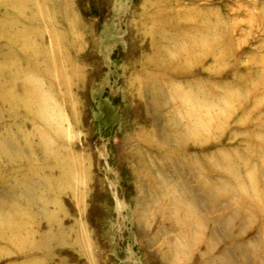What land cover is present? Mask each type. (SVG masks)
<instances>
[{"label": "rangeland", "instance_id": "374dc122", "mask_svg": "<svg viewBox=\"0 0 264 264\" xmlns=\"http://www.w3.org/2000/svg\"><path fill=\"white\" fill-rule=\"evenodd\" d=\"M0 211V264H264V0H0Z\"/></svg>", "mask_w": 264, "mask_h": 264}, {"label": "bare ground", "instance_id": "6f19581e", "mask_svg": "<svg viewBox=\"0 0 264 264\" xmlns=\"http://www.w3.org/2000/svg\"><path fill=\"white\" fill-rule=\"evenodd\" d=\"M18 211H19V210H14V212H18ZM13 214L16 215V213H13ZM13 214L11 213V214H8V215H7V213L5 214V212L0 211V221H4V219H6L8 216H9V218L11 219L10 221L7 220V221L3 222L4 224H1V223H0V225H2V226H1L2 228L6 229V230L10 229L9 226L11 225L12 220L14 219V215H13Z\"/></svg>", "mask_w": 264, "mask_h": 264}]
</instances>
